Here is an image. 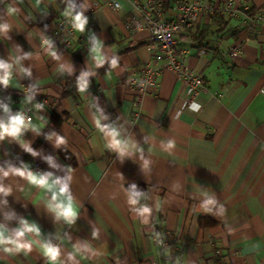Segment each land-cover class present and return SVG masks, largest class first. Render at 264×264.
<instances>
[{
    "label": "crops",
    "instance_id": "0c3cea01",
    "mask_svg": "<svg viewBox=\"0 0 264 264\" xmlns=\"http://www.w3.org/2000/svg\"><path fill=\"white\" fill-rule=\"evenodd\" d=\"M106 1L0 0V24L10 26L0 32V59L13 66L10 86L0 87V118L29 102L32 123L40 127V134H23L31 148L39 144L33 149L38 155L30 153L15 167L67 182L79 209L68 224L47 207L50 193L0 174V184L11 189L0 194V226L12 238L25 220L40 230L23 238L36 241L30 250L0 249V264H52L37 246L42 243L58 247L56 264H264V0H201L233 1L243 13L203 14L175 33L179 59L207 87L195 97L170 70L155 76L149 92L131 85L153 50L145 30L126 26L128 0H117L116 11ZM176 2L157 0L163 19L176 17ZM69 3L86 13L88 24L63 47L56 22ZM248 15L258 16L254 32L246 31ZM88 37L104 44L102 67L89 62ZM45 39L59 59L49 55ZM84 71L90 85L82 94L77 80ZM97 115L134 149L123 157L110 149V138L95 126ZM52 133L66 143L56 147ZM28 154L11 138L0 141V161ZM133 184L144 194L141 204L152 208L147 223L127 203ZM209 197L215 204L204 211L200 206ZM168 234L174 240L165 249L158 240Z\"/></svg>",
    "mask_w": 264,
    "mask_h": 264
},
{
    "label": "clouds",
    "instance_id": "9594fccd",
    "mask_svg": "<svg viewBox=\"0 0 264 264\" xmlns=\"http://www.w3.org/2000/svg\"><path fill=\"white\" fill-rule=\"evenodd\" d=\"M39 2V0H37ZM9 11H15L14 9H9ZM65 17H68L71 21L72 27L74 30L83 33L85 31L86 25L88 24V17L83 14V11H76V5L74 3H69L65 11L63 12ZM8 24H0V32H7L9 30ZM43 44L49 49V55L53 59H59L56 51L52 48V43L50 40L45 39ZM27 55L25 58H27ZM19 58H17V63ZM89 62L94 65L95 68L102 67L106 62V55L104 51V44L101 40L93 37L92 44L89 48ZM117 66V59L113 58L111 60V67L115 68ZM12 64L5 62L3 59H0V87L8 88L13 79ZM65 66L61 65V70H64ZM71 72V66H68L67 69ZM21 71L28 73L27 69H21ZM90 75L88 71L81 73L80 77L77 80V90L79 93H85L88 89V80L87 77ZM26 91H28L26 89ZM37 108L43 107V105H36ZM5 113L9 112L7 106L4 109ZM102 115H97L95 120V126L97 130L102 133L105 137L110 138L108 147L123 157L126 153L132 151L135 147L134 144H130L128 141L124 140L120 136V132L116 127L111 125L103 124L101 121L105 119ZM33 131L37 134H40V127L32 123V119L25 115L23 111L16 112L12 115H7L6 118H0V141H3L7 138L15 140L20 146L32 155H38L30 146V144L23 140V134L26 131ZM55 136V146L60 147L66 143V139L63 136L56 135L52 133L48 136L49 139ZM169 147H173L172 142H169ZM44 159L55 167L53 163V157L47 156ZM147 162H145V165ZM71 171V169H70ZM0 174L3 177H8L11 175L19 176L25 179L28 184L41 189L44 193H50V200H46L47 207L55 213L57 218H62L68 224H73L79 214V209L76 203L74 202L72 196L70 195L69 184L67 182H62L58 177H54L53 173L45 172H33L29 170L27 165L22 167H15L9 165L5 170L0 168ZM11 192L10 188H6L3 184H0V194L8 195ZM207 196V193H204ZM127 203L130 209L135 213L137 217L141 218V223H147L148 218L152 214V208L147 204H141V199L144 194L137 190L136 185L133 184L130 187V190L126 193ZM215 204V200L212 198H207L201 204V208L204 211H211V206ZM22 227L17 229L15 232V238L8 236L7 231L0 226V249L7 253H12L13 251L21 250H30L32 244H36L35 240H30L24 242L23 238L26 233H35L39 235V228L35 224H29L26 220L22 221ZM96 233H93L95 238ZM11 245V247H9ZM43 254L48 257L52 264H56L59 257L58 247L50 243H42L37 245ZM79 252V249L76 250Z\"/></svg>",
    "mask_w": 264,
    "mask_h": 264
},
{
    "label": "built area",
    "instance_id": "2783aa9c",
    "mask_svg": "<svg viewBox=\"0 0 264 264\" xmlns=\"http://www.w3.org/2000/svg\"><path fill=\"white\" fill-rule=\"evenodd\" d=\"M128 2L132 10L130 20L126 23V26L136 31L145 30L153 50L151 59L140 72L137 81L133 82L132 80L131 85L140 93L149 92L156 85L155 76L161 71L170 70L182 81L190 97H195L200 91H206L207 87L203 76L179 59V55L174 49V35L193 26L203 14L235 16L243 13V10L233 1H228L220 6L214 3H204L201 0H177L175 4L176 17L165 20L162 18V11L157 4V0H145L143 2L128 0ZM106 6L112 11L120 8L117 0H107ZM83 14L86 15L85 12ZM257 24L258 16H246L245 27L247 32H254ZM56 28L61 46H69L70 38L75 32L70 19L63 16L56 22ZM92 40V37H88L90 43H92ZM238 51V46H234L231 54L236 55ZM203 52L204 50L201 49L200 53ZM21 111L32 119L33 109L29 102L23 105ZM38 167L36 166V169ZM173 240L174 236L168 234L164 239L158 241L163 248L168 249L171 248Z\"/></svg>",
    "mask_w": 264,
    "mask_h": 264
},
{
    "label": "trees",
    "instance_id": "16d2710c",
    "mask_svg": "<svg viewBox=\"0 0 264 264\" xmlns=\"http://www.w3.org/2000/svg\"><path fill=\"white\" fill-rule=\"evenodd\" d=\"M39 144H36L34 145V147H32V149L36 148ZM28 156H30V153L28 155H24V156H11V157H8L6 159H3L0 161V166H9V165H12V166H19L22 161L27 158Z\"/></svg>",
    "mask_w": 264,
    "mask_h": 264
}]
</instances>
